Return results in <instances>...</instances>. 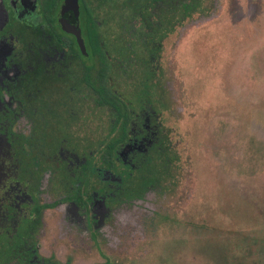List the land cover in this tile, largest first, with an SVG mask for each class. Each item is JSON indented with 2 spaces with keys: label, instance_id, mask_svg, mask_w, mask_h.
Listing matches in <instances>:
<instances>
[{
  "label": "flooded vegetation",
  "instance_id": "af4514ba",
  "mask_svg": "<svg viewBox=\"0 0 264 264\" xmlns=\"http://www.w3.org/2000/svg\"><path fill=\"white\" fill-rule=\"evenodd\" d=\"M185 2L0 0V264L103 258L122 213L179 201L162 64Z\"/></svg>",
  "mask_w": 264,
  "mask_h": 264
},
{
  "label": "rangeland",
  "instance_id": "374dc122",
  "mask_svg": "<svg viewBox=\"0 0 264 264\" xmlns=\"http://www.w3.org/2000/svg\"><path fill=\"white\" fill-rule=\"evenodd\" d=\"M200 7L162 64L182 195L154 221L122 213L103 258L76 264H264V0Z\"/></svg>",
  "mask_w": 264,
  "mask_h": 264
},
{
  "label": "trees",
  "instance_id": "16d2710c",
  "mask_svg": "<svg viewBox=\"0 0 264 264\" xmlns=\"http://www.w3.org/2000/svg\"><path fill=\"white\" fill-rule=\"evenodd\" d=\"M200 2H201V0H186L184 7H185L186 11L189 12L192 8L200 7Z\"/></svg>",
  "mask_w": 264,
  "mask_h": 264
}]
</instances>
